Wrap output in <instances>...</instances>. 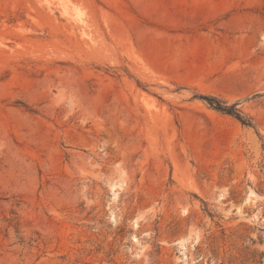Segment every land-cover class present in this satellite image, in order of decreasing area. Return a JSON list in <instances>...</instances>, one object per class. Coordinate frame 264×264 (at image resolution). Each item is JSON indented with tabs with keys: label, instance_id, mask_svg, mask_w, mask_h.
Returning <instances> with one entry per match:
<instances>
[{
	"label": "rangeland",
	"instance_id": "rangeland-1",
	"mask_svg": "<svg viewBox=\"0 0 264 264\" xmlns=\"http://www.w3.org/2000/svg\"><path fill=\"white\" fill-rule=\"evenodd\" d=\"M0 264H264V0H0Z\"/></svg>",
	"mask_w": 264,
	"mask_h": 264
},
{
	"label": "trees",
	"instance_id": "trees-1",
	"mask_svg": "<svg viewBox=\"0 0 264 264\" xmlns=\"http://www.w3.org/2000/svg\"><path fill=\"white\" fill-rule=\"evenodd\" d=\"M210 107L223 114L234 117L244 126H251V122L244 118L241 113L235 108V105H226V103L215 98H204Z\"/></svg>",
	"mask_w": 264,
	"mask_h": 264
}]
</instances>
